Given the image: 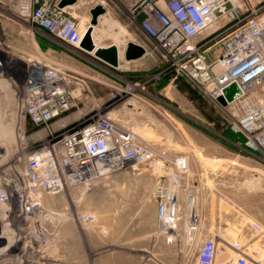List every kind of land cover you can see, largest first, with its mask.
I'll return each mask as SVG.
<instances>
[{
	"label": "built area",
	"instance_id": "2783aa9c",
	"mask_svg": "<svg viewBox=\"0 0 264 264\" xmlns=\"http://www.w3.org/2000/svg\"><path fill=\"white\" fill-rule=\"evenodd\" d=\"M58 1L23 0L20 15L71 50L95 56L100 46H95L91 33L93 50L81 46L84 33L94 25L90 10L100 6L103 13L108 9L123 13L132 44L142 48V55L167 62L172 80L183 76L202 87L215 105L233 110L234 129L247 135L249 149L264 155V107L255 94L264 85V0H92L88 20L73 16L67 11L69 5L59 7ZM118 57L117 50L115 66ZM150 80L146 76L141 81L113 83L111 89L125 96L120 104L111 108L92 104L81 112L80 102L92 93L86 77L55 63L30 62L20 81L22 113L37 124L56 120L62 132L26 155L23 178L15 184L13 196H5L7 219L28 232H47L44 225L53 223L55 228L57 211L45 206V195L86 190L118 171L143 167L154 173L160 168L151 188L157 203L158 236L168 243L180 241L187 251L194 249V264H264V252L257 257L253 246L255 242L264 246L260 242L264 234L256 222L251 223L256 237L246 243L222 239L224 246L219 247L217 240L200 237L198 187L191 179L188 156L168 155L166 147L135 131V116H141L143 109L129 99L155 110L154 96L144 87ZM97 82L104 85L103 80ZM231 84L236 93L222 105L218 97H224V89ZM122 104L128 116L120 113ZM146 116L142 121H149ZM73 219L87 224L96 221L84 209H73Z\"/></svg>",
	"mask_w": 264,
	"mask_h": 264
},
{
	"label": "rangeland",
	"instance_id": "374dc122",
	"mask_svg": "<svg viewBox=\"0 0 264 264\" xmlns=\"http://www.w3.org/2000/svg\"><path fill=\"white\" fill-rule=\"evenodd\" d=\"M22 1L0 0V82H6L5 86H0V193L4 200L7 194L13 196L15 184L23 178L26 155L56 139L62 132L56 120L37 124L22 113L20 81L16 80V84H13L9 78L13 72L19 75L22 61H43L41 55L46 47L52 50L59 45L68 49L66 44L31 20H23L18 6ZM78 10L82 13L85 11L82 8ZM19 29L30 32V46H26V49L30 47L31 50L28 57L17 52L23 43L19 45L12 40L14 37L22 38ZM28 36L26 34L27 39ZM158 71L159 74L154 77V81L158 77L156 83L149 85L151 80L144 85L145 91L154 96V103L157 104L155 110L149 109L147 114L153 121L137 122L135 131L149 142L166 147L168 155L183 153L188 156L191 179L198 187L196 196L202 223H206L208 237L217 240L219 247L224 246L221 243L223 240L237 239L231 225L224 226V223L230 221L221 217V212L228 214L235 208L237 201L234 199L241 200L256 215L252 220L239 218L240 226L249 223L251 228V223L256 222L264 234V155L249 149L246 145L247 135L234 129L236 119L233 110L215 105L202 87L183 76L176 77L167 86L173 76L167 62L160 60ZM113 73L116 75L114 83L123 84V81H128L126 76L115 71ZM7 81H10V87ZM157 82L160 89L155 88ZM93 87L97 95H107L101 106L108 105L111 108L125 99L123 92L118 93L103 84ZM255 94L264 107V85L258 87ZM125 171L135 176H149L154 180V174L161 172V169L156 168L154 173L143 167ZM69 200L65 198L64 201L69 203ZM43 202L49 209L56 210L55 196L45 195ZM4 221L0 220V264H24L21 254L30 246L33 250L32 264H61L53 223L44 225L47 232H28L24 227L20 228V225L11 224L10 218L5 221L10 225ZM26 243L29 247L23 248ZM173 244L174 247L166 254L174 260V264H194V249L185 250L180 241ZM253 246L258 252L257 257H260L264 246L258 242ZM162 257L159 264H163Z\"/></svg>",
	"mask_w": 264,
	"mask_h": 264
},
{
	"label": "crops",
	"instance_id": "0c3cea01",
	"mask_svg": "<svg viewBox=\"0 0 264 264\" xmlns=\"http://www.w3.org/2000/svg\"><path fill=\"white\" fill-rule=\"evenodd\" d=\"M92 3V0H77L67 7V11L75 17L78 16V19L88 20L90 18L88 9ZM80 8L85 11L82 13L78 10ZM98 17L92 29L93 42L96 47L115 45L119 55L117 66L113 67L104 63L92 52L74 51L70 47L65 49L59 45L54 46L52 50L46 47L41 55L46 63H55L87 78L92 93L80 102L81 112L87 110L92 104H101L107 99V95H97L93 86L101 85L97 82L99 79L103 80L104 87L108 85L109 88L114 87L113 81H116V75L113 71L126 76L128 81H141L144 77L151 76L153 80H150L151 86L158 80L157 77L154 81V75L159 69V61L154 55L144 53L129 59L123 56L126 44L133 42L132 32L126 26L125 15L108 9ZM19 33L22 34V38L14 37L12 40L19 45L23 43L17 52L28 57L31 50L30 47L26 49V46L28 44L30 46V32L19 29ZM26 34H29V39ZM28 64L22 61L23 66L18 76L15 72L9 74L13 84H16V80L21 81L24 68ZM108 73L111 74L108 75ZM172 82V78L169 79L167 86H170ZM7 83L9 84L10 81ZM155 88L160 89L158 82ZM129 102L143 109L141 116H135L137 122L147 118L149 109H145L147 107L145 104L134 101L132 98ZM124 104L119 110L122 115L128 116L129 114L124 113L125 110L122 108ZM149 121H153V118L150 117ZM152 185L151 177L131 175L130 171L124 170L97 180L89 189H69L64 194L57 195L55 197L57 211L55 231L57 255L61 264H159L161 255L163 264H174V260L168 258L166 254L174 247V244L166 242L163 237L156 234L157 203L151 196ZM65 198L70 199L69 203H65ZM234 201L237 203L231 213L227 214L223 211L221 217L230 221V223L223 222L224 226L231 225L233 234L246 243L256 236L249 223L240 226L239 218L252 220L256 215L250 212L241 200L234 199ZM73 209L92 212L96 221L92 224L75 221ZM199 235L202 238L208 236L205 222L201 225ZM260 242L264 244V240Z\"/></svg>",
	"mask_w": 264,
	"mask_h": 264
},
{
	"label": "water",
	"instance_id": "95a60500",
	"mask_svg": "<svg viewBox=\"0 0 264 264\" xmlns=\"http://www.w3.org/2000/svg\"><path fill=\"white\" fill-rule=\"evenodd\" d=\"M75 2L76 0H59L58 6L63 7L65 5H71ZM101 13H103V8L100 6H95L90 10V14H91L90 24L91 25L96 23L97 16ZM90 31H91L90 28L86 30L82 38V41H81V46H83L86 50H89V51L93 50L94 48V45L90 38ZM142 53H143L142 48L132 43H128L125 49L124 56L126 59H129V58H135V57L141 56ZM94 54L98 58L106 61L107 63L113 66L117 64V50L115 46L113 45H110L108 47H98L94 50ZM235 93H236L235 85L231 84L224 89V97L219 96L218 101L222 105H224L226 101H229L234 97Z\"/></svg>",
	"mask_w": 264,
	"mask_h": 264
},
{
	"label": "bare ground",
	"instance_id": "6f19581e",
	"mask_svg": "<svg viewBox=\"0 0 264 264\" xmlns=\"http://www.w3.org/2000/svg\"><path fill=\"white\" fill-rule=\"evenodd\" d=\"M107 12V11H106ZM99 18V17H98ZM95 28V27H94ZM93 29V28H92ZM90 33H91V35H92V31H90ZM124 67V66H123ZM5 84H6V82L4 83V81H1L0 82V86L2 87V86H5ZM2 195H1V193H0V220L1 219H4L5 221L7 220V211H6V209H5V206H6V201L4 200V198L3 197H1ZM4 221V223L5 224H7V225H10V223L9 222H5ZM22 235H24V234H22ZM20 238V237H19ZM23 242V241H22ZM30 243V242H29ZM21 244V243H20ZM22 245V244H21ZM29 247V245H27V243L23 246V248L24 247ZM21 247V246H20ZM32 249H31V246L29 247V248H26L25 250H23L22 251V254H21V260H23L24 261V264H32V261H33V259L31 260V253H32V251H31ZM34 256V255H33Z\"/></svg>",
	"mask_w": 264,
	"mask_h": 264
}]
</instances>
